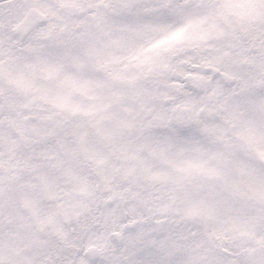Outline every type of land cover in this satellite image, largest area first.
<instances>
[{
    "label": "snow or ice",
    "instance_id": "snow-or-ice-1",
    "mask_svg": "<svg viewBox=\"0 0 264 264\" xmlns=\"http://www.w3.org/2000/svg\"><path fill=\"white\" fill-rule=\"evenodd\" d=\"M0 264H264V0H0Z\"/></svg>",
    "mask_w": 264,
    "mask_h": 264
}]
</instances>
